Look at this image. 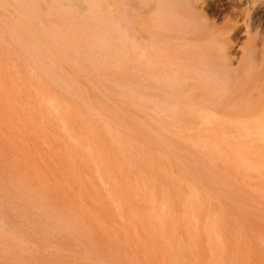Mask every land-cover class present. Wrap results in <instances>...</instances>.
<instances>
[{"label":"rangeland","instance_id":"374dc122","mask_svg":"<svg viewBox=\"0 0 264 264\" xmlns=\"http://www.w3.org/2000/svg\"><path fill=\"white\" fill-rule=\"evenodd\" d=\"M14 1L0 0V264L183 246L264 264V168L245 143L141 138L131 76H97L49 42L85 45L84 0L62 4L69 17L50 0L25 15Z\"/></svg>","mask_w":264,"mask_h":264},{"label":"bare ground","instance_id":"6f19581e","mask_svg":"<svg viewBox=\"0 0 264 264\" xmlns=\"http://www.w3.org/2000/svg\"><path fill=\"white\" fill-rule=\"evenodd\" d=\"M77 1L50 0V8L54 6L57 13L69 17L76 9H63L62 4ZM84 2L87 17L92 21L85 45H60L48 34L49 42L54 50L70 55L76 63L77 56L83 55V64L79 63L96 69L97 76H131L134 124L141 138L193 144L241 141L246 145L251 166L256 159L264 168V0ZM21 5L23 10L19 7V11L25 15L27 10L34 11L37 0H25ZM33 48L37 51V46ZM91 82L87 83L93 86ZM108 101L112 102L110 98ZM166 241L171 245L177 243ZM185 249L111 251L90 257L87 264L251 261L243 252L200 253Z\"/></svg>","mask_w":264,"mask_h":264}]
</instances>
